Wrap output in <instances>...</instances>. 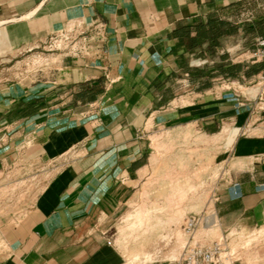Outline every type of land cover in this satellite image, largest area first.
I'll list each match as a JSON object with an SVG mask.
<instances>
[{"label": "crops", "instance_id": "0c3cea01", "mask_svg": "<svg viewBox=\"0 0 264 264\" xmlns=\"http://www.w3.org/2000/svg\"><path fill=\"white\" fill-rule=\"evenodd\" d=\"M230 1L0 0V25L45 9L50 25L99 21L109 38L107 60L67 61L59 94L40 85L0 97V239L7 248L0 264H113L111 245L95 238V217L115 214L147 176L151 120L162 129L193 125L205 134L217 133L223 120L242 122L228 148L241 197L227 187L215 213L224 231L264 225V117L255 116L261 124L250 129L264 102L249 111L240 106L243 97L217 91L218 84L256 81L264 70L232 60L228 41L241 33L226 17ZM40 117L42 128L18 130ZM22 136L44 156L47 172L39 177L47 178L38 196L24 193L37 205L20 210L4 201L17 198L9 193L17 185L9 174L19 164ZM72 149L84 155L62 162ZM31 180L20 183L29 188Z\"/></svg>", "mask_w": 264, "mask_h": 264}, {"label": "rangeland", "instance_id": "374dc122", "mask_svg": "<svg viewBox=\"0 0 264 264\" xmlns=\"http://www.w3.org/2000/svg\"><path fill=\"white\" fill-rule=\"evenodd\" d=\"M231 1L226 17L241 34L228 41V50L233 61L250 63L256 39L264 34V0ZM48 14L49 11L40 9L30 18L0 25V97L2 94L8 97L23 95L29 87L40 85L52 87V92L59 94L60 83L66 79L63 70L68 60L85 64H94L95 58L107 60L104 54L109 40L108 30L105 39L91 41L88 37L80 42V38L75 41L80 42L75 46L63 36L76 30H87L91 23L76 21L50 25ZM95 49L102 51L100 57L95 56ZM212 62L210 65L216 66L218 59H212ZM220 86L217 85L219 93L244 99L255 98L262 89L257 79L246 85ZM184 101L183 105L191 103L190 100ZM260 107L262 111L253 113L250 129L261 124L254 119L255 116L264 117V105ZM241 123L234 119L223 120L215 134H205L193 125L162 129L153 120L147 124V176L133 190L131 199L122 201L115 214L95 217V238L111 245L113 264H182L190 242L201 247L225 242L234 260L239 259L242 264H264V225L224 231L220 216L215 213L219 194L233 185L235 168L232 162L230 164L228 148L242 130ZM43 125L44 119L40 117L24 121L17 128L36 131ZM24 138H19L20 144L15 147V159L19 164L9 174L17 184L9 193L17 198L4 201L6 206L20 210L37 205L38 200L23 198L24 193L30 189L38 196L47 178L39 177L45 174V170L47 172L43 165L47 164L43 161L44 156L38 152L35 155L33 142H24ZM83 155L72 149L61 160L71 163ZM8 171L12 169H6V174ZM26 177L33 179L34 186L30 184L28 188L20 183ZM204 212L209 215V223L189 231L187 220ZM21 213L18 218L25 212ZM6 251L0 239V259L6 256Z\"/></svg>", "mask_w": 264, "mask_h": 264}, {"label": "built area", "instance_id": "2783aa9c", "mask_svg": "<svg viewBox=\"0 0 264 264\" xmlns=\"http://www.w3.org/2000/svg\"><path fill=\"white\" fill-rule=\"evenodd\" d=\"M107 30L108 28L105 23L97 21L91 23V27L87 28V30H78L79 32L76 30L75 33H67L66 37H63L66 41L70 40L69 43H74L76 46L81 41H86L88 37H91V41L95 38L105 39ZM77 39H80V42L75 43ZM100 52L102 51L95 49V56L100 57ZM252 58L255 63L264 64V35L256 39L255 51L252 55ZM257 81L262 87L261 91H258L255 98H245L244 102H240L241 108H247L249 111H253L255 108H257L259 103L264 102V70L258 75ZM230 188L232 190L231 196L234 199L241 197V189L239 184L235 183ZM209 219V215L206 212L191 216L187 220L186 228L191 232L195 231L200 226L208 224L210 221ZM192 243L193 242H190L185 250L182 264H242L239 259L234 260L232 258V255H230L225 242H214L212 245L206 247H201L200 245L196 244L193 245Z\"/></svg>", "mask_w": 264, "mask_h": 264}, {"label": "bare ground", "instance_id": "6f19581e", "mask_svg": "<svg viewBox=\"0 0 264 264\" xmlns=\"http://www.w3.org/2000/svg\"><path fill=\"white\" fill-rule=\"evenodd\" d=\"M249 97V96H248ZM250 98H253V97H250Z\"/></svg>", "mask_w": 264, "mask_h": 264}]
</instances>
